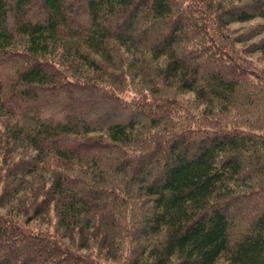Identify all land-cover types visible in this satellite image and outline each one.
<instances>
[{
    "label": "trees",
    "instance_id": "1",
    "mask_svg": "<svg viewBox=\"0 0 264 264\" xmlns=\"http://www.w3.org/2000/svg\"><path fill=\"white\" fill-rule=\"evenodd\" d=\"M249 51L264 0H0V264H264Z\"/></svg>",
    "mask_w": 264,
    "mask_h": 264
},
{
    "label": "rangeland",
    "instance_id": "2",
    "mask_svg": "<svg viewBox=\"0 0 264 264\" xmlns=\"http://www.w3.org/2000/svg\"><path fill=\"white\" fill-rule=\"evenodd\" d=\"M259 22H260L259 19H254L248 22H236L230 25V29L234 31V34H239L244 32L246 29L256 25ZM262 37L263 35L255 36L251 40H248L245 44L240 43L238 44V46L240 49H246V47H248V50L251 51L253 49V45L256 44V42H259ZM250 51L246 53L247 57L252 62L256 63L258 66H264V56L262 55V53L259 51H255V52L254 51L250 52ZM186 97L192 98V95L189 94ZM1 212L5 213L6 210L3 209ZM50 222L53 225L54 220H52V217H45V218L42 217L37 222H33L32 225H40L41 227L46 228L50 225ZM52 225H50L49 227H51Z\"/></svg>",
    "mask_w": 264,
    "mask_h": 264
}]
</instances>
